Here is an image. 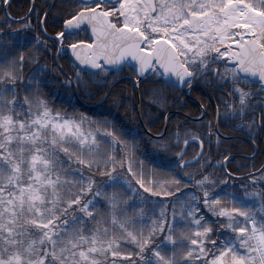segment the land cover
Here are the masks:
<instances>
[{
    "label": "snow or ice",
    "instance_id": "obj_1",
    "mask_svg": "<svg viewBox=\"0 0 264 264\" xmlns=\"http://www.w3.org/2000/svg\"><path fill=\"white\" fill-rule=\"evenodd\" d=\"M10 7L0 0L8 27ZM62 24L66 83L89 99L107 87L104 99L123 107L111 89L125 70L153 97L202 82L226 93L224 116L254 143L264 131V0H68ZM48 47L40 35H0V264H264V165L241 195L230 155L212 162L213 137L223 144L211 122L206 153L198 132L140 134L57 108L43 90Z\"/></svg>",
    "mask_w": 264,
    "mask_h": 264
},
{
    "label": "trees",
    "instance_id": "obj_2",
    "mask_svg": "<svg viewBox=\"0 0 264 264\" xmlns=\"http://www.w3.org/2000/svg\"><path fill=\"white\" fill-rule=\"evenodd\" d=\"M67 3L68 0H60L51 6L47 13V18L45 17L44 27L41 26L40 19L49 6L48 2L43 5L35 0L30 14L29 8L31 7H29L30 4L28 2L11 3V7L7 9L14 21L11 27L7 26L3 19L4 12L0 11V35L11 34L16 36L17 32H23L25 36L33 41L37 35H40L42 39L48 40L49 47L42 51L40 66H47L43 90L50 101L57 108H63L69 114H72L74 110H78V112L93 119H103L105 116L114 118L125 127L133 129L140 134L149 132V127H151L153 136L158 135L160 132L172 135L178 130L181 135L185 131L198 132L205 137L204 150L206 153L208 152V124L211 122L214 129L220 134L223 144V147L217 151L215 137H213L211 146L212 162L216 163V160L221 158V153L230 155L232 159L228 170L233 173L230 187L234 186L243 195L241 186L249 183L250 174L254 173L259 177L260 173L258 170L264 165V150L262 148L264 131L259 133L254 143L248 135L247 129L237 127L240 123L239 121H232L224 116V107L217 103L223 95L215 92L214 95H176L177 93H172L168 89L163 95L153 97L151 95L152 85L146 83L142 88H139L138 93H135L133 82L124 78L125 75H130L127 70L114 82L115 86L111 89L112 94L121 97L120 102L123 107L119 110L111 107V98L104 99L105 93L109 91L107 87H96L87 90L93 94L92 99L88 98L85 90L77 88L75 82L69 87L66 83V77H71L74 81L71 62L66 52L62 51L59 56L57 55L55 49L59 47V44L54 41L56 32L62 28L61 23L67 10ZM27 13L29 16L25 17ZM22 17L23 19L20 21L19 19ZM27 23H30L35 31L23 29V25ZM78 38L76 36L70 37L73 40ZM20 39H23V37H20ZM65 48L67 49V41L65 42L64 50H66ZM61 71L66 75H61ZM154 100H162L164 103L158 104ZM202 105H207V109L202 107ZM218 107L221 114L217 119L216 110ZM256 112L259 114V110ZM254 115L257 118L259 117L255 113ZM165 117H167V120ZM249 119H251V116ZM254 149L257 150V154L252 156ZM194 151H199L198 144L195 145V149L189 147L187 159L192 158ZM152 153V144L147 136H143L140 156L145 159V163H150ZM257 187L259 188V186Z\"/></svg>",
    "mask_w": 264,
    "mask_h": 264
},
{
    "label": "flooded vegetation",
    "instance_id": "obj_3",
    "mask_svg": "<svg viewBox=\"0 0 264 264\" xmlns=\"http://www.w3.org/2000/svg\"><path fill=\"white\" fill-rule=\"evenodd\" d=\"M57 1H60V0H37L38 3H42L43 5L45 3H47V2L49 4V6L46 8L45 12L41 15L40 21H44L45 20V13H48V11L51 8V6L55 2H57ZM15 2H20V3L21 2H23V3L28 2L30 4L29 7H31V8L33 7L32 6L33 5V0H11V3L12 4L15 3ZM27 14L25 15V17L29 16L30 13L28 15ZM36 18H37V16H36ZM61 27H63V24L62 23H61ZM85 35H86L85 33L81 32L79 34V38L78 39L85 38ZM59 47H60V45H59ZM129 74L130 75H125L124 78H126L128 81L130 80V82H133V86H134L135 81L133 80V78L131 76V73H129ZM134 90H135V93H138V91H139V89H137L135 87H134ZM251 90L254 91L255 89H251ZM170 91L172 93H177L176 95H214V92L217 93V94H219V95L220 94L221 95H225L226 94L224 92H221L220 90H214V89H212L211 87L205 85L202 82H196V83H194L193 86H192V89H189V88L185 87L183 89H179V90H176V91H173L172 89H170ZM255 114H257L259 116L258 112H255ZM262 148L264 150V142L262 144ZM256 154H257V150L254 149V152H253V155L252 156H255Z\"/></svg>",
    "mask_w": 264,
    "mask_h": 264
},
{
    "label": "water",
    "instance_id": "obj_4",
    "mask_svg": "<svg viewBox=\"0 0 264 264\" xmlns=\"http://www.w3.org/2000/svg\"><path fill=\"white\" fill-rule=\"evenodd\" d=\"M66 54H67V57H68L69 61L71 62L73 60V57L71 55V50L69 48H67Z\"/></svg>",
    "mask_w": 264,
    "mask_h": 264
},
{
    "label": "rangeland",
    "instance_id": "obj_5",
    "mask_svg": "<svg viewBox=\"0 0 264 264\" xmlns=\"http://www.w3.org/2000/svg\"><path fill=\"white\" fill-rule=\"evenodd\" d=\"M23 18V17H22ZM22 18L21 19H19L20 21L22 20ZM66 49V48H65ZM63 52H66V50H63Z\"/></svg>",
    "mask_w": 264,
    "mask_h": 264
}]
</instances>
